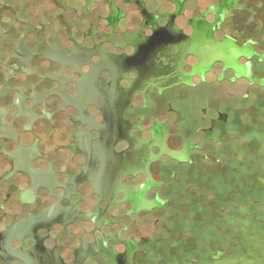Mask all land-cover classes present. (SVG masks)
I'll return each instance as SVG.
<instances>
[{
	"label": "flooded vegetation",
	"instance_id": "obj_1",
	"mask_svg": "<svg viewBox=\"0 0 264 264\" xmlns=\"http://www.w3.org/2000/svg\"><path fill=\"white\" fill-rule=\"evenodd\" d=\"M254 160L253 0H0V264H169L202 175Z\"/></svg>",
	"mask_w": 264,
	"mask_h": 264
},
{
	"label": "rangeland",
	"instance_id": "obj_2",
	"mask_svg": "<svg viewBox=\"0 0 264 264\" xmlns=\"http://www.w3.org/2000/svg\"><path fill=\"white\" fill-rule=\"evenodd\" d=\"M264 9V0H253ZM255 175L237 170L203 176L187 194L173 225L169 264H264V160H254ZM187 212V213H186ZM171 249V250H170Z\"/></svg>",
	"mask_w": 264,
	"mask_h": 264
}]
</instances>
